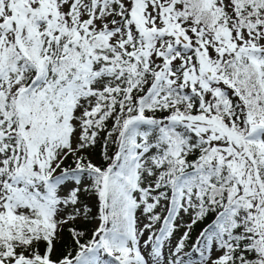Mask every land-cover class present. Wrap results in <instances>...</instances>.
<instances>
[{"label": "snow or ice", "instance_id": "snow-or-ice-1", "mask_svg": "<svg viewBox=\"0 0 264 264\" xmlns=\"http://www.w3.org/2000/svg\"><path fill=\"white\" fill-rule=\"evenodd\" d=\"M0 264H264V0H0Z\"/></svg>", "mask_w": 264, "mask_h": 264}]
</instances>
